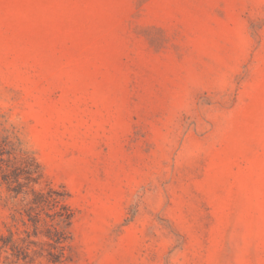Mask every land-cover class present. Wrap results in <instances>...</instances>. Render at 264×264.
I'll list each match as a JSON object with an SVG mask.
<instances>
[{"label":"rangeland","instance_id":"rangeland-1","mask_svg":"<svg viewBox=\"0 0 264 264\" xmlns=\"http://www.w3.org/2000/svg\"><path fill=\"white\" fill-rule=\"evenodd\" d=\"M0 264H264V0H0Z\"/></svg>","mask_w":264,"mask_h":264},{"label":"trees","instance_id":"trees-1","mask_svg":"<svg viewBox=\"0 0 264 264\" xmlns=\"http://www.w3.org/2000/svg\"><path fill=\"white\" fill-rule=\"evenodd\" d=\"M62 208H64L63 206L62 207H60V209L57 211V215L61 218V219H63V220H67V219H69V212H67L66 210L65 211H63L62 210ZM58 243H61L62 242V240L60 239V238H56L55 239ZM53 260H56V259H53Z\"/></svg>","mask_w":264,"mask_h":264}]
</instances>
